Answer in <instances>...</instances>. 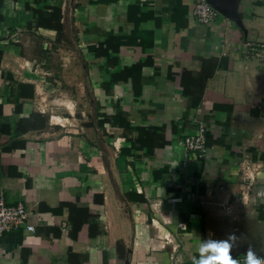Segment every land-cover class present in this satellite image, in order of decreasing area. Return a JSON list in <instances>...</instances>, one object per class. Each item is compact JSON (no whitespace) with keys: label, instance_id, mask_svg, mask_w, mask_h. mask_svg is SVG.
Returning <instances> with one entry per match:
<instances>
[{"label":"crops","instance_id":"crops-1","mask_svg":"<svg viewBox=\"0 0 264 264\" xmlns=\"http://www.w3.org/2000/svg\"><path fill=\"white\" fill-rule=\"evenodd\" d=\"M211 3L202 24L193 0H3L0 188L36 230L6 234L0 264H193V233L264 257V60L243 57L264 43V0ZM36 113L44 125L19 128ZM202 125L194 159L182 140ZM66 203L95 235L73 238L69 208L52 211Z\"/></svg>","mask_w":264,"mask_h":264},{"label":"built area","instance_id":"built-area-1","mask_svg":"<svg viewBox=\"0 0 264 264\" xmlns=\"http://www.w3.org/2000/svg\"><path fill=\"white\" fill-rule=\"evenodd\" d=\"M194 15L202 24H210L219 17V11L212 5L211 0H193ZM243 57L246 60H264V43L247 41L244 44ZM185 151L194 159L206 158L209 152L207 128L201 126L197 134L186 135L182 140ZM32 212L18 202L8 203L5 191L0 188V240L8 233L20 228L35 232L36 227L31 223Z\"/></svg>","mask_w":264,"mask_h":264},{"label":"trees","instance_id":"trees-1","mask_svg":"<svg viewBox=\"0 0 264 264\" xmlns=\"http://www.w3.org/2000/svg\"><path fill=\"white\" fill-rule=\"evenodd\" d=\"M3 0H0V7L2 6ZM39 10H36V13H38ZM55 11L57 13L60 12V9H55ZM3 17L0 15V20ZM39 23H43L41 21H38V25H40ZM57 29L60 31L62 30L61 25H57ZM114 59V58H113ZM115 60H117L115 58ZM114 60V61H115ZM143 67V63L138 62L136 64H133L130 67H126L125 71L123 72L124 74H134L135 71L138 73ZM22 122H26L28 126H32V127H40L42 125H44L45 123V118L41 115V114H34L32 115L31 118L29 119H24L23 121H21V125L19 128L22 129ZM154 130L153 129H145V128H139V137L137 139L138 141H141V143H147L150 142L153 139V134H154ZM11 141V136H10V129L8 127H4L3 128V132L0 136V145H6L7 143H9ZM26 141H22V140H16L11 142L10 144H8L7 146H5L6 150H11L13 148L16 147H25L26 146ZM63 207H68L70 210V220L72 223V236L73 238H77L78 232L81 230V227L83 226V224L85 223H91V227H90V234L91 235H95L97 229H95L96 227V223L94 222V215L90 213L89 209L86 207H80L75 203H66L60 206V208L58 209H52L53 212H58L60 209H62ZM150 250H155L156 248H154L153 246L148 248ZM69 260L71 264H79V256L76 253L70 252L69 255ZM136 264H157L155 258L153 256L150 255V252H147V256L145 259L138 261Z\"/></svg>","mask_w":264,"mask_h":264},{"label":"clouds","instance_id":"clouds-1","mask_svg":"<svg viewBox=\"0 0 264 264\" xmlns=\"http://www.w3.org/2000/svg\"><path fill=\"white\" fill-rule=\"evenodd\" d=\"M194 250L198 253L193 264H264V257L258 255L252 248L246 253L234 258L237 235L228 233L225 239L201 238L193 233Z\"/></svg>","mask_w":264,"mask_h":264}]
</instances>
